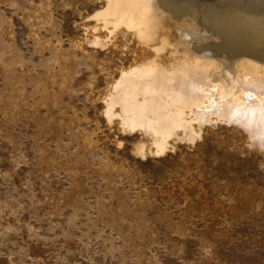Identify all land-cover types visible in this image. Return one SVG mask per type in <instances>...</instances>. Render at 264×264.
<instances>
[{
  "label": "rangeland",
  "instance_id": "374dc122",
  "mask_svg": "<svg viewBox=\"0 0 264 264\" xmlns=\"http://www.w3.org/2000/svg\"><path fill=\"white\" fill-rule=\"evenodd\" d=\"M102 6L0 0V264H264V141L136 154L104 104L138 46L87 41Z\"/></svg>",
  "mask_w": 264,
  "mask_h": 264
},
{
  "label": "bare ground",
  "instance_id": "6f19581e",
  "mask_svg": "<svg viewBox=\"0 0 264 264\" xmlns=\"http://www.w3.org/2000/svg\"><path fill=\"white\" fill-rule=\"evenodd\" d=\"M93 17L90 44L138 46L104 104L109 124L145 136L136 154L193 144L205 121L240 120L250 146L264 136V0H103Z\"/></svg>",
  "mask_w": 264,
  "mask_h": 264
},
{
  "label": "snow or ice",
  "instance_id": "6c2138e0",
  "mask_svg": "<svg viewBox=\"0 0 264 264\" xmlns=\"http://www.w3.org/2000/svg\"><path fill=\"white\" fill-rule=\"evenodd\" d=\"M259 106L261 110L264 111V102H261ZM262 141H264V136H262Z\"/></svg>",
  "mask_w": 264,
  "mask_h": 264
}]
</instances>
